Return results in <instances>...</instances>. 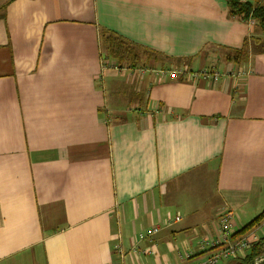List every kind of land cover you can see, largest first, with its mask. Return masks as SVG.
Returning a JSON list of instances; mask_svg holds the SVG:
<instances>
[{
	"label": "crops",
	"instance_id": "crops-1",
	"mask_svg": "<svg viewBox=\"0 0 264 264\" xmlns=\"http://www.w3.org/2000/svg\"><path fill=\"white\" fill-rule=\"evenodd\" d=\"M253 32L223 0H0V264H198L224 211L259 215L264 52L220 48Z\"/></svg>",
	"mask_w": 264,
	"mask_h": 264
},
{
	"label": "trees",
	"instance_id": "trees-1",
	"mask_svg": "<svg viewBox=\"0 0 264 264\" xmlns=\"http://www.w3.org/2000/svg\"><path fill=\"white\" fill-rule=\"evenodd\" d=\"M223 1H225L227 5L230 16L238 17L243 21H252L255 26V32L246 36L239 48L220 47L223 51V59L234 63H241L246 60L249 53L251 55L256 52H264V0ZM99 39L100 48L104 50L107 57L113 59L119 67L123 65L127 67H138L142 63L140 61V57L142 56L140 55V50L142 48L136 43L122 36H118L103 27L99 29ZM143 50H148L149 53L154 54V52L149 49L144 48ZM147 57L150 59V56L147 55ZM263 222L264 210L239 230L233 232L230 236L231 240L241 237V235L243 236L247 231L255 226L261 225ZM214 248H218V246L211 247L210 249ZM225 259L224 264H264V236L260 235L257 240L255 239L252 241L250 246L244 250L243 254Z\"/></svg>",
	"mask_w": 264,
	"mask_h": 264
},
{
	"label": "built area",
	"instance_id": "built-area-1",
	"mask_svg": "<svg viewBox=\"0 0 264 264\" xmlns=\"http://www.w3.org/2000/svg\"><path fill=\"white\" fill-rule=\"evenodd\" d=\"M112 65L114 67H117V65L114 63ZM117 69H120V67H118ZM159 73L167 74V76L170 79L176 78L177 74H179L177 71L176 72L172 71L171 73L168 74L164 69L159 70ZM180 73L185 74V71H181ZM190 74L191 73H189V75ZM199 74H201L202 78H207L211 76L214 80H216L218 77V72H211V75H209L206 70L194 72L192 73V76L198 77ZM177 219H179L178 216L174 217V220ZM171 222H172L171 219H168L166 221L168 225H170ZM218 224H219L217 231L218 236L216 237V239L207 238L201 241L200 243L202 248L205 246L208 247L218 246V248H216L214 252H212L209 256H207L205 259L200 261L198 264H217V262L225 258L234 257L238 253L244 252V250L250 246L251 242L256 239L255 230L253 229L246 235L231 240L230 236L233 233V226H234V216L231 211H224L219 216ZM158 231L159 228L156 226L148 228L147 230L142 231L138 234L139 236L138 239H145V238L150 239L155 234H157Z\"/></svg>",
	"mask_w": 264,
	"mask_h": 264
},
{
	"label": "rangeland",
	"instance_id": "rangeland-1",
	"mask_svg": "<svg viewBox=\"0 0 264 264\" xmlns=\"http://www.w3.org/2000/svg\"><path fill=\"white\" fill-rule=\"evenodd\" d=\"M143 65H140V66H138V67H142ZM137 67V68H138ZM118 68V65H117V67H116V69ZM115 69V68H114ZM118 71H121V69H117ZM177 74V73H176ZM246 223V222H245ZM244 223V224H245ZM242 224V223H241ZM244 224H242V225H244ZM241 228V225H236V227H235V230H239ZM178 246H179V250H180V252L182 253L181 255H183V253H185V251L183 250V248H182V246L180 245V242L178 243Z\"/></svg>",
	"mask_w": 264,
	"mask_h": 264
}]
</instances>
